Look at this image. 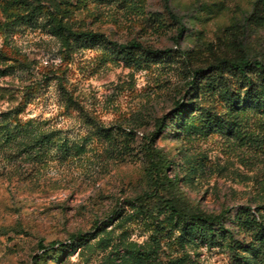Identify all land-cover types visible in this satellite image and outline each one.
Segmentation results:
<instances>
[{"label": "rangeland", "instance_id": "1", "mask_svg": "<svg viewBox=\"0 0 264 264\" xmlns=\"http://www.w3.org/2000/svg\"><path fill=\"white\" fill-rule=\"evenodd\" d=\"M167 3L175 17L163 0H0V117L53 134L0 139V264H264V113L231 66L264 64V0ZM160 117L166 187L222 215L212 244L133 201L152 190L143 144Z\"/></svg>", "mask_w": 264, "mask_h": 264}, {"label": "trees", "instance_id": "2", "mask_svg": "<svg viewBox=\"0 0 264 264\" xmlns=\"http://www.w3.org/2000/svg\"><path fill=\"white\" fill-rule=\"evenodd\" d=\"M163 2L164 7L169 11L168 0H163ZM168 14L170 17H175L171 11H169ZM60 28L59 25L53 26L52 31L56 33ZM132 46H135V44L127 43L118 45V47L123 49H129ZM231 66L246 83V99L241 100L240 103L246 104L247 108L264 113V94L252 96L254 83L251 79V74L253 72H256L264 79V64L260 61H253L252 63L242 59L239 62L232 63ZM197 72L198 69L194 70L193 74ZM11 112L12 111L2 113L0 117V139L4 144L17 141L22 142L23 148H25L30 145L43 147L52 142L53 134L35 132L28 123H21L16 117H12L10 114ZM183 113L184 110L179 109L177 115L179 116ZM164 127V118H158L154 123L152 131L145 138L143 152L148 163V173L152 190L146 191L135 197L133 201L140 208L148 210L162 206L169 216L173 217L175 221L181 222L182 230H186L187 232L195 231L200 236L202 242L212 244L213 241L218 239L219 233L222 231V215H205L198 210L191 209L187 207L180 198L172 195L166 187L168 182L165 175L167 163L158 153L154 145L155 138L162 132ZM57 146L64 154L70 152V150H72V152L73 150H78L77 147L73 145L70 146L66 142H58ZM224 232H227V234L229 233V231L226 230ZM85 237H87L86 233H73L70 235V239L75 240L77 243H81ZM38 247L43 248L39 242ZM128 251L138 255L144 260H149V258H151L150 253L145 250L132 248Z\"/></svg>", "mask_w": 264, "mask_h": 264}]
</instances>
